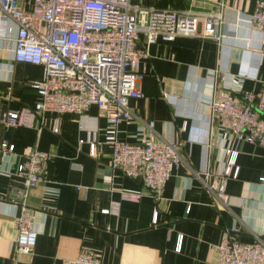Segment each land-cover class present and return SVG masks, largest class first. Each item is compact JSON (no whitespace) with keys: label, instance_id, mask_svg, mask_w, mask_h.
Returning <instances> with one entry per match:
<instances>
[{"label":"crops","instance_id":"obj_1","mask_svg":"<svg viewBox=\"0 0 264 264\" xmlns=\"http://www.w3.org/2000/svg\"><path fill=\"white\" fill-rule=\"evenodd\" d=\"M221 2L227 7L229 33L221 46L197 36L149 43L144 32L139 34V47L150 54L141 61L147 68L139 85L144 97L130 98L136 116L118 125L117 136L131 143L149 137L182 140L184 162L159 199L148 193L139 201L122 198L123 190L141 191L144 184L112 167L110 139L115 129L95 104L81 115H63L59 133L53 131L56 114L50 111L37 117L33 127L0 123V143L15 145V153L0 155V264H71L83 250L98 255L103 264H219L215 250L226 235L247 243L264 238V147L227 133L218 122L212 124L205 104L215 81L236 93L264 92V32L248 26L259 0L156 4L205 13L219 10ZM7 22L14 32L0 30V111L35 109L39 93L32 84L43 77L44 69L14 60L17 26ZM149 121L153 130L146 125ZM89 129L98 133L96 156L90 155L89 143L81 142ZM35 148L54 158L50 181L33 188L28 197L38 239L34 253L26 255L16 250L20 209L12 203L10 188L21 185L18 165ZM228 149L236 152L239 172L228 180L227 199L221 202L197 172L221 174ZM113 200L121 202L119 214L109 212Z\"/></svg>","mask_w":264,"mask_h":264},{"label":"built area","instance_id":"obj_2","mask_svg":"<svg viewBox=\"0 0 264 264\" xmlns=\"http://www.w3.org/2000/svg\"><path fill=\"white\" fill-rule=\"evenodd\" d=\"M145 1L7 0L3 3L0 0V30L14 32L7 19L17 26L14 60L41 65L44 69L43 77L32 84L39 93L35 109L0 111V123L33 127L37 117L50 111L56 114L53 131L59 133L63 115H81L91 105H97L115 129L110 139L112 167L143 181L141 191H122V198L131 201H139L147 193L159 199L174 170L184 162L180 139L149 137L131 143L117 136L118 125L136 116L129 106L130 98L144 97L139 85L147 68L141 67V61L150 54L139 47L140 32H144L149 43L197 36L214 39L221 46L229 36L225 31L227 7L223 2L217 11L199 13L160 7L156 4L158 0ZM240 14L238 10L236 26L241 24ZM248 26L264 32V0H259L250 14ZM164 96L168 97V93ZM205 104L212 124L218 122L227 133L264 147V92L236 93L215 81ZM146 125L153 130V121ZM183 129H187L186 124ZM81 142L90 144L91 156L97 155L100 142L95 129H89ZM12 153L15 145L3 140L0 155L8 157ZM226 154L221 174L214 177L208 169L197 172L200 178L203 176L207 190L221 202L227 199L228 180L237 178L239 172L236 152L228 149ZM53 158L51 153L35 148L23 155L18 165L21 185L10 188L12 203L20 209L16 216L18 253L32 255L35 251L38 233L27 201L33 188L50 181ZM261 180L264 181V176ZM82 188L85 187H79ZM120 203L111 201L109 212L119 214ZM154 220L158 221L157 211ZM215 252L219 264H264V238L257 237L247 243L231 233L216 246ZM71 264L103 263L98 255L83 250Z\"/></svg>","mask_w":264,"mask_h":264},{"label":"trees","instance_id":"obj_3","mask_svg":"<svg viewBox=\"0 0 264 264\" xmlns=\"http://www.w3.org/2000/svg\"><path fill=\"white\" fill-rule=\"evenodd\" d=\"M161 1V0H158V2Z\"/></svg>","mask_w":264,"mask_h":264}]
</instances>
